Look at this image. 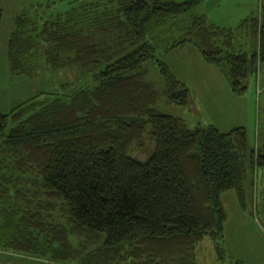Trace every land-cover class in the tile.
Here are the masks:
<instances>
[{
    "label": "trees",
    "instance_id": "16d2710c",
    "mask_svg": "<svg viewBox=\"0 0 264 264\" xmlns=\"http://www.w3.org/2000/svg\"><path fill=\"white\" fill-rule=\"evenodd\" d=\"M202 1L115 0L93 19L71 7L39 29L33 17L14 18L6 42L11 74L31 77L27 61L39 57L53 70H85L93 85L0 112V162L24 185L7 191L11 174H0V249L76 264H197V246L208 238L216 261L225 262L219 197L232 190L244 209L248 172L264 169V131L249 147L242 127L188 128L160 113L159 100L183 108L190 96L159 55L193 46L240 96L264 63V0L258 17L233 29L195 14ZM88 30L110 44L91 41ZM241 39L254 45L250 53ZM148 62L164 82L161 92L145 80ZM260 220L264 226V188Z\"/></svg>",
    "mask_w": 264,
    "mask_h": 264
},
{
    "label": "rangeland",
    "instance_id": "374dc122",
    "mask_svg": "<svg viewBox=\"0 0 264 264\" xmlns=\"http://www.w3.org/2000/svg\"><path fill=\"white\" fill-rule=\"evenodd\" d=\"M169 1L178 3L184 0ZM49 3L52 5V9L50 7L43 8ZM259 3L260 0H204L194 8L193 12L204 15L206 19L214 21L215 24L218 23L225 28L233 29L240 20L246 17H258ZM71 7L78 9L79 12L88 9V19H93L103 11H111L115 7V0H0V112L2 114H8L27 100L33 102L49 101L52 96L57 94H68L78 88L93 85L91 74L86 73L85 70H78L74 66L53 70L45 66L39 57L29 58L27 61V67L31 68V77L15 76L9 71L6 42L14 30V18L20 15L27 18L33 17L36 28L39 29L44 20L52 21L55 16L64 14ZM88 31L91 41L101 40L110 44V38L106 34ZM244 41L245 39L239 41L241 43L240 49L248 54L254 45L251 46L249 41ZM186 48H188L186 51L171 53L165 58H163L164 54L159 56L163 61L170 60L169 63L175 60L176 64L172 66L174 75L189 90L190 105L181 108L165 104L163 100H159L156 109L162 114L180 118L188 128L195 125H213L219 132L224 133L232 129L227 127V123L235 117L233 107L247 108L250 110L252 118L246 119L244 130L248 146L254 147L257 135L264 131V63L258 65L255 74L247 76L245 91L240 96H236L235 101L230 102L232 110H225L226 112L222 113L214 109L210 110V104L221 98L223 92H230L224 77L217 71L219 74L218 84L214 85L213 80L207 82L206 74L201 69L204 62L195 50L193 51L195 53H192L190 46ZM199 64L201 65L199 66ZM144 70L146 71L145 80L151 83L157 92H161L164 89V82L155 65L148 62L145 64ZM257 90L259 92H256ZM9 126L8 124L5 132ZM137 157L142 159L141 154H137ZM0 174L5 177L11 174L10 182L5 186L7 191L13 192L11 188L24 186L22 182V184L16 183V172L10 169V164L5 160L0 162ZM26 177L31 178V176ZM29 184L26 188L32 189ZM263 188L264 169L255 168L248 172L244 182V209L238 206L235 193L232 190L220 194L219 199L225 215L221 243L225 262L222 264H264V226L260 220ZM56 217L54 219L57 220ZM57 221L61 224L65 222L64 219ZM71 243L76 245V240L71 238ZM124 251L128 252L127 250ZM196 252L197 264H213L212 258H215V251L210 239H204L197 246ZM0 264L76 263L53 262L45 258L26 257L0 249Z\"/></svg>",
    "mask_w": 264,
    "mask_h": 264
},
{
    "label": "crops",
    "instance_id": "0c3cea01",
    "mask_svg": "<svg viewBox=\"0 0 264 264\" xmlns=\"http://www.w3.org/2000/svg\"><path fill=\"white\" fill-rule=\"evenodd\" d=\"M208 20L209 19L207 18V21ZM208 22L211 23V24L217 25L219 27H223V26H221L218 23L215 24L214 21H210L209 20ZM223 28H225V27H223ZM189 46L191 47V50H192V53L193 54L195 53V52H193L194 50L198 53V51L193 46H191V45H185L183 47L175 48V49H173V50L165 53L163 58L168 57V55H170L171 53H179L181 51H186V49H188L186 47H189ZM198 55H199V53H198ZM195 59H196V57H195ZM169 61L170 60L163 61V62L165 63V65L167 66V68L169 69V71L172 73V75L176 79H178L177 76L174 75V71H173V67H172V66H174V64H176L175 63V60H173L171 63H169ZM200 65L201 64H199V66ZM202 65H204V66H202L201 69H202L203 73L206 74L205 78H206L207 82H208V80H210V81L213 80V84L214 85L216 83L218 84L219 74L217 72V69H215L214 67H212L210 65H207L205 63L202 64ZM178 80H180V79H178ZM204 83H205V79H204ZM256 92H259V90H257ZM235 98H236V96L233 95V94H231L230 92H226V93L223 92V95H222L221 98H219L217 101L212 102L210 104L211 105L210 110L211 109H214V110L220 111L222 113L223 112H226L225 110H227V111L228 110H232V105H230V102L235 101ZM220 102H222L221 105H218ZM233 111L235 112V117H234V119L231 122L227 123V125H228L227 127L228 128H234V127H243V128H245V126H246V123H245L246 122V119H251L252 118V114H251L250 110H248L247 108L245 109V108H241V107L234 106L233 107ZM212 262H213V264H221L220 262H217L215 258H212Z\"/></svg>",
    "mask_w": 264,
    "mask_h": 264
}]
</instances>
